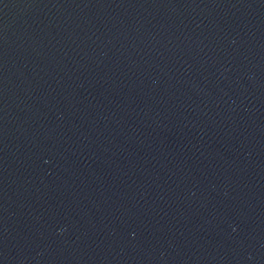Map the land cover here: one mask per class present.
Masks as SVG:
<instances>
[{"label": "water", "instance_id": "95a60500", "mask_svg": "<svg viewBox=\"0 0 264 264\" xmlns=\"http://www.w3.org/2000/svg\"><path fill=\"white\" fill-rule=\"evenodd\" d=\"M0 264H264V0H0Z\"/></svg>", "mask_w": 264, "mask_h": 264}]
</instances>
